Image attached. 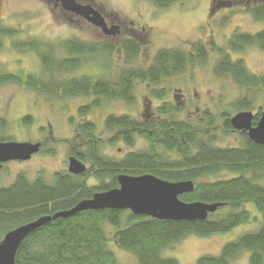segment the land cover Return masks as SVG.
<instances>
[{
  "label": "trees",
  "instance_id": "16d2710c",
  "mask_svg": "<svg viewBox=\"0 0 264 264\" xmlns=\"http://www.w3.org/2000/svg\"><path fill=\"white\" fill-rule=\"evenodd\" d=\"M149 1L165 8L179 0ZM239 2H245L244 6L256 20L264 21V0H214L211 12L223 6L235 8ZM16 35L14 28L4 27L0 22V48L6 38ZM66 44L68 55L57 58L53 54L56 47L43 49L38 40L20 41L18 46L21 50H41L39 53L45 70L58 80L48 82L40 74H0V85L25 84L30 89L49 93L51 97L86 96L92 101L81 108L86 117L89 109L100 105V98L133 103L137 82L159 85L189 66L206 63L212 51L219 55L216 69L220 73L233 76L248 89L258 88L264 93V76L250 74L243 59L233 61L225 49L217 47L213 40L210 44L197 42L189 52L162 50L150 67L125 68L115 80L110 75L59 78L58 73L76 69L88 56L96 53L110 56L115 49L111 42L73 39ZM251 45H257L264 51V30L257 33L236 32L228 41L229 48L234 52ZM121 46L128 53L126 62L133 61L140 52L136 40L123 41ZM153 93L158 98L166 95L163 89H155ZM251 103L249 98H242L236 110L244 111L250 108ZM173 110L179 111V108L168 102L159 106L157 121L138 120L129 114L108 116L109 128L110 125L116 128V132L112 131L111 144L122 140L132 147L139 136L149 143L145 150L129 151L121 159L103 154L102 148L100 152L102 144L96 140L95 124L88 120L84 127H80L90 145L87 157L92 162V167L85 174L75 176L69 172H58L49 183L42 177L31 181L25 173H20L11 185H0V242L6 233L20 225L69 210L81 200L91 198L95 192L119 187L118 177L121 174H153L171 182L192 180L194 191L180 195V199L187 203H220L216 212L205 220L176 221L138 216L130 210L82 211L38 227L21 243L16 264H120L109 248L110 241L136 256L139 264H179L177 259L164 255L165 249L189 235L208 237L227 233L250 222L258 224L256 230L227 242L218 255H202L196 264H231L243 252L249 253L250 264H264V145L253 142L246 133H241V145H220L218 131L230 134L235 129L229 112L222 115L224 124L222 130H218L216 117L211 114L207 115L206 127L201 128L190 121L176 119ZM261 112L256 115L254 123L259 120ZM30 119L27 116L23 120L29 123ZM7 126L6 119L0 120V141H8L3 136ZM73 154L85 160L79 150L74 149ZM223 171L232 175L211 179ZM90 175L99 184L88 185ZM248 204L254 205L261 220L247 208Z\"/></svg>",
  "mask_w": 264,
  "mask_h": 264
},
{
  "label": "rangeland",
  "instance_id": "374dc122",
  "mask_svg": "<svg viewBox=\"0 0 264 264\" xmlns=\"http://www.w3.org/2000/svg\"><path fill=\"white\" fill-rule=\"evenodd\" d=\"M89 1L104 12L108 22L122 23L121 35H106L100 27L85 17L68 14L63 10L59 12L60 8H55L46 0H0L1 25L17 31V35L6 38L0 48V74H40L48 82L58 80L45 70L40 49L21 50L18 46L20 41L28 39L38 40L43 49L56 47L53 54L57 58L68 55L66 42L69 40L112 42L115 49L110 56H99L97 53L88 56L90 58L83 60L76 69L58 73L57 76L63 79L66 76L110 75L114 80L125 68L150 66L156 54L162 50L180 49L189 52L197 42L210 44L213 40L217 47L225 49L233 61L243 59L250 74L264 76V51L259 46H246L240 52H234L228 46L229 39L236 32L257 33L264 30V21L256 20L248 12L246 5L244 6L245 2L235 4V8L223 6L211 12L214 0H179L165 8H160L149 0ZM121 36L139 43L140 52L131 62H126L128 53L118 45L117 40ZM218 60L219 55L211 51L206 63L189 66L159 85L137 82L133 103L100 98V105L92 107L84 118L94 122L97 125L96 134L107 140V143L102 144L103 153L121 159L129 151L145 150L149 147L148 141L139 136L132 147L122 140L110 144V133L104 124L108 113L119 116L129 114L142 120L143 115L149 111V114L153 113L149 118L155 116L157 121L159 114L155 113L158 107L168 102L179 108V111L173 110L177 119L191 120L196 126L205 128L206 114L212 113L216 117L217 129L222 130V115L226 112L231 115L238 113L240 110L237 111L236 106L242 98L252 100L248 109L255 115L264 110V93L258 88L248 89L233 76L220 73L216 69ZM155 89L165 90L166 95L156 97L153 93ZM88 102L92 101L86 96L51 97L49 93L30 89L25 84L0 85V120L8 121L3 136L7 140L31 142H44L48 138L43 151L31 159L5 163L0 171V185H11L20 173H25L31 181L42 177L51 183L56 173L65 171L68 167L69 142H75L76 129L83 118L77 117V109ZM27 116L31 117L29 123L23 120ZM72 118L77 121L73 122ZM218 137V143L222 146L241 144V136L236 134L218 131ZM51 148L54 149L53 153L48 152ZM231 175L223 171L211 179L228 178ZM96 183L98 182L94 177L89 179V184ZM247 208L261 220L262 217L253 204H248ZM257 227V223L250 222L227 233L208 237L189 235L165 249L164 255L177 259L179 264H196L202 255H218L227 242L235 240L243 233L256 230ZM109 248L120 264H139L136 256L117 246L114 241L109 242ZM231 264H250L249 253L243 252Z\"/></svg>",
  "mask_w": 264,
  "mask_h": 264
},
{
  "label": "water",
  "instance_id": "95a60500",
  "mask_svg": "<svg viewBox=\"0 0 264 264\" xmlns=\"http://www.w3.org/2000/svg\"><path fill=\"white\" fill-rule=\"evenodd\" d=\"M64 10L85 17L95 26L107 33L118 29L108 28L105 18L91 5H84L77 0H56ZM118 31V30H117ZM255 115L251 111H240L231 116L232 126L245 131L255 143L264 145V111L257 125H253ZM41 142L0 141V171L5 163L17 160L27 161L39 152ZM87 166L77 157H70L69 171L73 174L86 172ZM119 187L98 192L93 197L81 200L73 208L56 212L53 215L20 225L4 235L0 242V264H16L17 251L32 232L54 219L68 218L86 210L118 209L130 210L138 216H151L160 220H205L217 211L220 203L192 202L180 199V195L193 192L192 180L171 182L153 174L129 175L118 177Z\"/></svg>",
  "mask_w": 264,
  "mask_h": 264
},
{
  "label": "flooded vegetation",
  "instance_id": "af4514ba",
  "mask_svg": "<svg viewBox=\"0 0 264 264\" xmlns=\"http://www.w3.org/2000/svg\"><path fill=\"white\" fill-rule=\"evenodd\" d=\"M48 3H50V4H53V6L55 7V8H60V9H63V7H62V5H61V3L60 2H58V1H56V0H46ZM77 2H79V3H82V4H84V5H91L94 9H96V10H98L100 13H102V15H103V17L105 18V21H106V23H107V26H108V28H112V26H117L118 27V31L116 30V31H114V33L113 32H111V33H107L103 28H101L102 29V31L106 34V35H116V34H119V35H121L120 34V32H122V23H120V24H114V23H112V22H108L107 21V19H106V16H105V14H104V12H102L101 10H100V8H98L97 7V5H95L94 3H92L91 1H85V0H77ZM68 14H70V12H68ZM72 14V13H71ZM233 35V34H232ZM232 37V36H231ZM126 40H131V39H129L128 37H124V38H122V36L117 40V42H118V45L120 46V47H122L121 46V44H122V42L123 41H126ZM95 42H98V43H100L99 41H95ZM112 43V42H111ZM113 44V43H112ZM115 45V44H114ZM157 55V54H156ZM154 60V59H153ZM148 67H150V66H148ZM87 105V103H85L84 105H82V107H84V106H86ZM82 107H80L79 109H77V111H78V116L77 117H79V116H83V118H81L82 119V122H79V118H78V126H77V129H76V131H77V134H76V136L74 137V139H75V142L73 143V142H69V151H68V167H67V169L65 170V171H62V172H69L70 174H72V175H75V176H79V175H82V174H85L88 170H90V168L92 167V162L89 160V157H87V154H88V151H89V147H90V145L86 142V140L84 139V137H83V135H82V133H81V129H80V127L82 128V127H84V124H85V122L86 121H88V120H85V116H84V114H82L81 113V108ZM176 107V106H175ZM89 111H90V109H89ZM244 111H250L249 109H246V110H244ZM252 112V111H251ZM262 112H263V110H262ZM261 112V113H262ZM174 114H175V116H177V114L175 113V112H173ZM253 113V112H252ZM155 114H157V111H156V113ZM208 114H211V115H213L212 113H208ZM208 114H206V115H208ZM254 114V113H253ZM110 115H116L115 113H108L107 115H106V117H105V119H104V124H105V127H106V130L107 131H109V133H110V137L108 138V142L111 144V139H112V136H113V133H112V131H115L116 132V128L115 127H112L111 125H110V128H109V126H108V116H110ZM150 115H153V113L152 114H149V111H147V114H144L143 115V118H145L147 121H153V120H155V116H151V118H149L150 117ZM255 115V114H254ZM233 116V115H232ZM260 116H261V114H260ZM260 116H259V119H260ZM255 118H256V115H255V117H254V119H253V125H257V123H258V121L259 120H257L255 123H254V120H255ZM73 120H74V122H76L75 121V118H72ZM176 119H177V117H176ZM180 120V119H179ZM185 121H190V122H192L191 120H187V119H185ZM92 122V121H91ZM94 123V122H93ZM193 124H194V122H192ZM95 124V123H94ZM195 125V124H194ZM196 126V125H195ZM45 128V127H44ZM96 131H97V125L95 124V135H96V140L98 139V142L99 143H101V144H105V143H107V140H104L101 136H99V135H97L96 134ZM241 133H246L247 134V132H245V131H240V130H236V129H234V130H232L231 131V134H236V135H239V136H241V144H242V140H243V136H242V134ZM82 135V136H81ZM248 135V134H247ZM79 137V138H78ZM62 139V138H61ZM63 140V139H62ZM67 140V139H66ZM46 141H48V138H46L45 139V141L43 142V141H38V142H41L42 143V146H41V148H40V150H39V152L38 153H36V154H39V153H41L42 151H43V149H44V144H45V142ZM240 144V145H241ZM101 148H103V147H101L100 146V152H101ZM74 149L75 150H79V153H80V155H82V154H84L83 156H84V159L85 160H83L82 158H78L76 155H74L73 154V151H74ZM48 152H50V153H52V152H54V149H49V151ZM103 152V151H102ZM36 154H34V155H36ZM90 154V153H89ZM104 154V153H103ZM33 155V156H34ZM72 156H75V157H77L79 160H81L84 164H86V166H87V170H86V172H84V173H82V174H73V173H71L70 171H69V162H70V157H72ZM93 177V175H90L89 177H88V179H87V183H88V185H95V184H89V179L90 178H92ZM96 179V178H95ZM97 182H98V180H96ZM96 184H99V182L98 183H96ZM96 193H98V192H95L94 194H96ZM94 194L92 195V197L94 196Z\"/></svg>",
  "mask_w": 264,
  "mask_h": 264
}]
</instances>
